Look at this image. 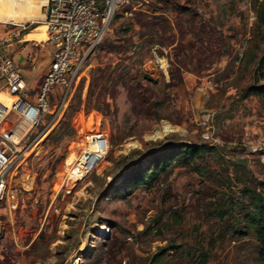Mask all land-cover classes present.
<instances>
[{
  "label": "rangeland",
  "instance_id": "rangeland-1",
  "mask_svg": "<svg viewBox=\"0 0 264 264\" xmlns=\"http://www.w3.org/2000/svg\"><path fill=\"white\" fill-rule=\"evenodd\" d=\"M139 16L163 21L177 45L165 47L164 32L141 28ZM39 23L22 37L34 29L44 40ZM8 28L0 23V35ZM263 52L264 0L122 6L55 125L35 141L43 124L28 134L19 115L6 118L11 141L27 151L16 200L0 204V263L200 264L205 252L204 264H264L244 221L251 206L243 193L264 200V94L250 91L264 84ZM174 61L186 71L180 83L170 79L180 71ZM131 94L139 97L136 111ZM88 130L107 131L109 150L67 188L61 172ZM172 145L207 149L190 166L166 164L148 183L131 182L147 178L159 149Z\"/></svg>",
  "mask_w": 264,
  "mask_h": 264
},
{
  "label": "built area",
  "instance_id": "built-area-1",
  "mask_svg": "<svg viewBox=\"0 0 264 264\" xmlns=\"http://www.w3.org/2000/svg\"><path fill=\"white\" fill-rule=\"evenodd\" d=\"M44 1L42 21L7 23L10 28L0 35V204L16 200L17 182L14 180L19 163L27 151L11 141L12 132L4 126L8 121L7 116L15 113L27 121L28 134L37 132L35 130L43 124L45 128L35 141L45 130L55 125L69 106L82 78L81 74L85 71L86 59L106 36L119 9L135 0ZM39 22L45 25L46 39L34 42L43 49L47 46L52 50L42 79L37 88L32 90L27 85L21 66L12 55V47L14 43L23 42V30ZM35 65L33 62L32 67ZM8 100L9 105L6 103ZM94 144L100 148L109 147L108 132L83 131L74 160L66 164L61 172V184L65 182L67 188L76 184L101 161L87 166L92 154L89 149ZM98 159L95 158V161ZM18 184L26 189L23 183ZM31 188L30 184L26 190ZM1 233L0 224V236Z\"/></svg>",
  "mask_w": 264,
  "mask_h": 264
},
{
  "label": "trees",
  "instance_id": "trees-1",
  "mask_svg": "<svg viewBox=\"0 0 264 264\" xmlns=\"http://www.w3.org/2000/svg\"><path fill=\"white\" fill-rule=\"evenodd\" d=\"M146 18L148 17L139 16L136 18V22L141 28L143 29L152 28V31H154L155 34L157 33L155 30H153V28H156L157 31L158 30L163 31L164 34L163 35L161 34L159 36L161 39L164 40V42L162 43L167 45L174 44V46L175 44L177 45V42H179V38L178 39L176 38V40L174 41L175 34L174 33L168 34L167 27L164 26V24L162 23L163 21H157L156 19L154 21H148V19ZM174 28L175 27L169 26L168 30L173 32ZM182 33H184V30H181V34ZM179 62L180 61H178V63ZM174 63L175 61L173 62V64ZM174 65H176V63ZM259 65L261 68L264 67V52L259 60ZM176 66L179 68L178 70L183 69L182 66H179L178 64ZM170 79L177 83L182 82V76L180 71L177 76L175 77L171 76ZM250 91L255 94H264V84L252 86ZM138 100L139 97H135L132 94L130 95V101L132 103L134 111H136V107L138 106ZM162 148L163 149H159L160 151L158 152V154L154 156V167H153L154 170L149 167L145 169V171H143V173L146 172L145 174H148L147 178H145L142 174L134 175L131 181L133 182V184L148 183L149 182L148 178L152 176L151 175L152 172L154 171V173H156V170H163L166 164L169 165L179 164L180 166H190L196 160L199 159L201 152L207 149L205 145H181V146L172 145L169 147H165V148L162 147ZM193 166L194 169L197 168V165H193ZM243 193H245V196L248 199L251 206V210L244 214V221L246 222V226H249L253 229L255 239L257 241L256 253L258 258L264 262V200L263 198H261L259 194H257L255 191H252L250 189H246L245 191H243ZM157 256L158 254L155 256V258H157ZM200 256H201L200 264H204L207 258L205 252L200 253Z\"/></svg>",
  "mask_w": 264,
  "mask_h": 264
},
{
  "label": "bare ground",
  "instance_id": "bare-ground-1",
  "mask_svg": "<svg viewBox=\"0 0 264 264\" xmlns=\"http://www.w3.org/2000/svg\"><path fill=\"white\" fill-rule=\"evenodd\" d=\"M44 4V0H0V23L24 24L35 21H42L44 19L42 6ZM34 28L38 29V31H43L46 39L44 23L40 22ZM34 40L41 41L37 39ZM162 129L164 130V132H169L171 130L170 126H168L167 124L164 125ZM108 150V146L100 148L98 144L91 145L89 151L92 154L88 159L87 166H91L93 163L96 165L97 162H99L108 152ZM76 152L77 151L72 152L67 156L66 164L74 160ZM97 157L99 159L98 161H95V158ZM81 160H83V158H81Z\"/></svg>",
  "mask_w": 264,
  "mask_h": 264
},
{
  "label": "crops",
  "instance_id": "crops-1",
  "mask_svg": "<svg viewBox=\"0 0 264 264\" xmlns=\"http://www.w3.org/2000/svg\"><path fill=\"white\" fill-rule=\"evenodd\" d=\"M172 27H174V25L171 23L170 24ZM176 31V29H173ZM34 29L30 30L29 33H26L24 35V40L22 43H14L13 47H12V52H13V57L15 59V61L17 63H19V65L22 68L23 74L26 78L27 81V85L30 89H36L37 86L39 85L43 73L45 72L46 66L49 63L50 60V55H51V48H41L39 46H36L35 42L29 41L28 39L34 40ZM30 34L32 36H30ZM165 45V47L172 48L174 46V44L172 45H167V44H163ZM156 59L159 62L160 65V69L163 73H165V69L166 68H162L163 66L165 67L164 64H162L163 66H161L162 62H165V64H167V61L165 59L164 56L161 57H156ZM33 62L36 63L35 67H32ZM180 71H182V80L183 75L185 76L186 71H184L183 69H180Z\"/></svg>",
  "mask_w": 264,
  "mask_h": 264
}]
</instances>
